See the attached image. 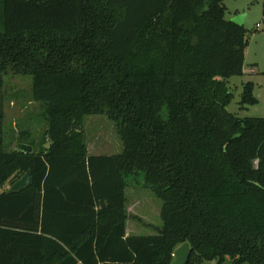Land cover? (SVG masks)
I'll list each match as a JSON object with an SVG mask.
<instances>
[{"label": "trees", "instance_id": "1", "mask_svg": "<svg viewBox=\"0 0 264 264\" xmlns=\"http://www.w3.org/2000/svg\"><path fill=\"white\" fill-rule=\"evenodd\" d=\"M223 2L0 0V88L30 78L47 143L8 148L0 98V264H173L185 243L187 264H264V117L226 110L249 38ZM255 102L246 83L240 108ZM97 115L120 153H88ZM139 176L161 225L125 237Z\"/></svg>", "mask_w": 264, "mask_h": 264}, {"label": "rangeland", "instance_id": "2", "mask_svg": "<svg viewBox=\"0 0 264 264\" xmlns=\"http://www.w3.org/2000/svg\"><path fill=\"white\" fill-rule=\"evenodd\" d=\"M226 20L237 15H244L243 27L248 35V45L245 50L244 70L246 73L228 79L232 99L226 106L229 113L239 118L264 117V27L262 24L261 0H224ZM260 27L257 28L256 26ZM255 68L257 72L251 73ZM252 84V96L256 102L244 109L239 102L243 86ZM0 98L3 100L4 140L8 148H15L17 140L24 135V140H32L36 144L47 143L43 139L46 124L42 117V106L31 99V81L28 77L8 74L3 78L0 88ZM83 133L89 154L114 155L122 151V145L117 137L114 124L105 116H88L85 118ZM142 176L132 181L133 186L127 187L125 195L130 214L129 225L139 226L142 230H150L147 226L161 225L159 217L162 202L147 188L143 187ZM11 184L6 183L2 190H7ZM139 224V225H138ZM141 226V227H140ZM139 232L147 235V232ZM223 264H229L224 262Z\"/></svg>", "mask_w": 264, "mask_h": 264}, {"label": "water", "instance_id": "3", "mask_svg": "<svg viewBox=\"0 0 264 264\" xmlns=\"http://www.w3.org/2000/svg\"><path fill=\"white\" fill-rule=\"evenodd\" d=\"M245 20L244 15H237L230 21L238 26H243ZM18 150L25 151V152H31L32 148L25 144H19L17 146ZM30 175L29 172H26L21 178H19L17 181L12 183L9 188L6 190L7 194H14L19 193L22 190L26 189L30 185ZM174 262L173 264H187L190 256V247L189 244L185 243L178 247L174 251Z\"/></svg>", "mask_w": 264, "mask_h": 264}, {"label": "crops", "instance_id": "4", "mask_svg": "<svg viewBox=\"0 0 264 264\" xmlns=\"http://www.w3.org/2000/svg\"><path fill=\"white\" fill-rule=\"evenodd\" d=\"M251 73L257 72V70H255V68L250 70ZM246 73V70H244V66H243V74ZM126 190V189H125ZM126 196V195H125ZM127 200V198H126ZM128 201H126V214H127V220L125 223V237H130V236H151V235H155L156 234V228L160 227L158 224L155 227H151V226H147V228L150 230L149 232H147V230H142L144 232H147V235H141L139 232L141 231V228H139V226H133V225H129V218H130V214H129V210H128ZM139 225V224H138ZM141 227V226H140ZM141 231V232H142Z\"/></svg>", "mask_w": 264, "mask_h": 264}, {"label": "built area", "instance_id": "5", "mask_svg": "<svg viewBox=\"0 0 264 264\" xmlns=\"http://www.w3.org/2000/svg\"><path fill=\"white\" fill-rule=\"evenodd\" d=\"M256 27H257V28H259L260 26H259V25H257Z\"/></svg>", "mask_w": 264, "mask_h": 264}]
</instances>
